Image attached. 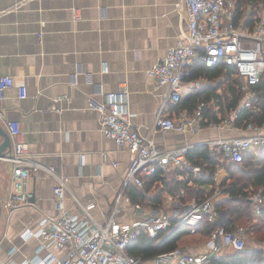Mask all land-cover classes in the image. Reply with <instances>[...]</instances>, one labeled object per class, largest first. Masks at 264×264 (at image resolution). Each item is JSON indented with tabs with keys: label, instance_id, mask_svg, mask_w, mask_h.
Listing matches in <instances>:
<instances>
[{
	"label": "crops",
	"instance_id": "1",
	"mask_svg": "<svg viewBox=\"0 0 264 264\" xmlns=\"http://www.w3.org/2000/svg\"><path fill=\"white\" fill-rule=\"evenodd\" d=\"M185 29L182 0H0V75H10L14 81L0 100V125L8 133V122H18L31 161L66 177L64 203L69 213L82 216L71 194L79 203L91 204V214L102 222L123 191L115 215L123 225L154 214L175 221L190 210L198 192L209 193L216 202L227 198L220 186L224 168H216L213 185L198 184L197 175L184 166H171L154 179L146 176L141 186L126 185L132 153L104 136L99 113L89 105V100L101 102L107 91L126 87L134 127L161 149L184 143L195 147L219 136L246 134L230 126L156 131L159 115H177L183 110L178 109L179 103L199 88L215 85L207 80L200 86L187 84L181 101L173 103L167 87L159 86L149 74ZM206 106L210 116H220L214 99ZM13 181L12 163L0 161V264H22L52 250L47 240L25 238L23 233L35 231L43 217L59 214L53 175L43 169L30 172L17 193L30 192L27 201L12 198ZM133 188L141 196L132 195ZM11 199L14 205L9 204ZM185 229L177 248L205 253L210 233L201 227L196 232ZM170 232L150 237H157L155 244H159ZM253 240L254 246H262ZM229 250L221 247L219 254ZM153 258L142 259L143 264H154Z\"/></svg>",
	"mask_w": 264,
	"mask_h": 264
},
{
	"label": "built area",
	"instance_id": "2",
	"mask_svg": "<svg viewBox=\"0 0 264 264\" xmlns=\"http://www.w3.org/2000/svg\"><path fill=\"white\" fill-rule=\"evenodd\" d=\"M182 4L186 9V29L166 56L152 65L149 74L155 77L159 86L167 87L171 102L179 103L187 84L200 86L202 83V79L190 78L195 62L207 66L223 62L234 67L244 79L242 88L247 89V98L237 109L224 116L220 115L218 122L205 119L200 110L192 114L181 110L174 116L159 115L154 125L156 131L162 132H197L203 127L222 126L245 131L246 134L219 136L201 144L210 147L212 157L220 156L216 168L221 169L223 162L238 163L249 151L264 149V124L258 126L247 122L244 127H236L233 123L240 108L250 107L249 98L255 96L254 92L248 91V84L264 83V3L259 4L262 10L251 27L244 25L242 18L235 20V0H182ZM13 82L12 76L0 75V100ZM19 94L25 95L23 87L19 88ZM127 100L126 87L103 93V100L99 103L89 100V105L99 113L104 136L132 153L125 177L126 185L132 182L141 186L144 177L157 172L166 174L171 166H184L194 175L203 174L202 166L191 164L186 158L192 148L188 143L161 149L153 139L141 134L132 123ZM7 129L13 141V151L6 158L12 163V198L22 201L31 198L30 192L17 193L22 180L32 171L46 170L56 180L53 193L58 216L43 217L35 231L26 230L23 233L25 238L37 236L47 240L52 250L22 264H143L140 257L127 252V245L140 233L157 236L159 232L168 233L179 225H185L190 232H196L202 222L214 225L205 253L190 254L176 248L155 256L154 264H213V259L221 255V247L242 250L246 246L247 233L244 227L239 226L233 231L224 230L222 214L215 206L213 196L194 199L190 210L175 221L167 215L154 214L142 222L123 225L115 220L123 191L117 194L113 211L102 222L91 214V204L83 205L71 194L82 211L81 217L73 215L67 211L64 203L67 197L66 177L56 175L53 167L31 161L18 122H8ZM249 200L254 214H259L264 207V196L252 193ZM9 204L14 205L12 199Z\"/></svg>",
	"mask_w": 264,
	"mask_h": 264
},
{
	"label": "trees",
	"instance_id": "3",
	"mask_svg": "<svg viewBox=\"0 0 264 264\" xmlns=\"http://www.w3.org/2000/svg\"><path fill=\"white\" fill-rule=\"evenodd\" d=\"M235 3L237 11L235 20L242 18L245 22L244 25L251 27L255 14L254 8L260 3H264V0H235ZM247 6H252L253 9L249 15L245 16L244 11ZM190 78L207 80L215 84L199 88L182 104L179 103L178 109L186 110L190 114L202 105L201 112L204 118L218 122V116L216 114L210 116L206 106L210 100H215L220 115L224 116L226 113L237 109L241 102L247 98V89L242 88L244 79L237 74L234 67L223 62L213 66L195 62L191 68ZM248 91L254 92L255 96L249 98L251 106L240 108L233 119L236 127H244L247 122H252L258 126L264 124V83L248 84ZM210 153L211 149L207 145L192 147L187 152L188 162L199 164L203 168V174L197 175L195 178L198 184H214L212 178L217 165L220 163V156L212 157ZM222 166L228 174L220 186L227 198L215 202V206L222 214L224 230L233 231L241 226L255 240L264 242V207L261 208L259 214L255 215L253 205L249 200V195L252 193H260L264 196V149L249 151L242 161L238 163L223 162ZM159 173L151 175V179H154L153 177ZM131 192L134 196H141L137 189L133 188ZM208 194L198 192L195 197L196 199H203L208 197ZM200 227L204 229V232L210 233L214 225L202 222ZM186 232L185 225L177 226L159 244H155L157 237L140 233L134 241L127 245V251L130 255L141 259L155 257L176 249L178 239ZM212 262L213 264H264V248L253 245L242 250L230 249L227 253L213 259Z\"/></svg>",
	"mask_w": 264,
	"mask_h": 264
},
{
	"label": "water",
	"instance_id": "4",
	"mask_svg": "<svg viewBox=\"0 0 264 264\" xmlns=\"http://www.w3.org/2000/svg\"><path fill=\"white\" fill-rule=\"evenodd\" d=\"M0 136L2 141L0 143V161L6 160L11 152V140L8 133L0 125ZM0 214H1V201H0Z\"/></svg>",
	"mask_w": 264,
	"mask_h": 264
},
{
	"label": "rangeland",
	"instance_id": "5",
	"mask_svg": "<svg viewBox=\"0 0 264 264\" xmlns=\"http://www.w3.org/2000/svg\"><path fill=\"white\" fill-rule=\"evenodd\" d=\"M252 9H253L252 6H247L245 8V11H244L245 16L249 15V13L252 11ZM254 10H255V14H254V19L253 20H255L256 17L260 15V11L262 10V8H260L259 6H256L254 8ZM224 171H225L226 175L224 176V178L222 179V181L226 178V176L228 174V172H227V170H225V168H224ZM251 236L252 235L250 233H248V235H246V237H245V245L246 246L245 247H251L254 244V242H253L254 240H253V238H251Z\"/></svg>",
	"mask_w": 264,
	"mask_h": 264
}]
</instances>
